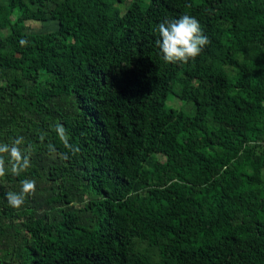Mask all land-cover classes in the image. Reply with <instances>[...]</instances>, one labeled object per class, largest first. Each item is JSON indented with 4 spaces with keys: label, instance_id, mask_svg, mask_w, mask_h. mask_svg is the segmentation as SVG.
Masks as SVG:
<instances>
[{
    "label": "trees",
    "instance_id": "1",
    "mask_svg": "<svg viewBox=\"0 0 264 264\" xmlns=\"http://www.w3.org/2000/svg\"><path fill=\"white\" fill-rule=\"evenodd\" d=\"M183 14L210 43L166 64L154 29ZM18 136L0 264H264V0H0V143Z\"/></svg>",
    "mask_w": 264,
    "mask_h": 264
},
{
    "label": "clouds",
    "instance_id": "2",
    "mask_svg": "<svg viewBox=\"0 0 264 264\" xmlns=\"http://www.w3.org/2000/svg\"><path fill=\"white\" fill-rule=\"evenodd\" d=\"M158 36L155 40L156 46L160 49L162 60L166 64H187L194 61L210 43L209 38L203 33L199 21L188 14L181 15L178 19L165 18L158 23L154 29ZM26 41H21V44ZM54 131L65 149L72 155H76L80 149L69 143L67 130L63 125L57 123ZM46 134H40L43 142ZM25 141L22 136L14 138L11 143H0V177L7 172L19 176L30 166V155L33 145L24 147ZM49 153L55 152L51 143L47 145ZM67 158V154H65ZM36 183L32 179L21 181L18 192L9 191L6 200L11 208L19 209L25 203L28 196L35 193Z\"/></svg>",
    "mask_w": 264,
    "mask_h": 264
},
{
    "label": "rangeland",
    "instance_id": "3",
    "mask_svg": "<svg viewBox=\"0 0 264 264\" xmlns=\"http://www.w3.org/2000/svg\"><path fill=\"white\" fill-rule=\"evenodd\" d=\"M25 26L28 31H33V32H38V31L42 32V31L50 30L54 27L51 24H45L43 26L39 22H35V21H27L25 23ZM167 105L173 108L182 109L184 111L190 112L188 106L181 104L176 98H173L169 102H167ZM159 160L162 161L161 158ZM2 187H4L6 190L9 189L7 182L0 180V188Z\"/></svg>",
    "mask_w": 264,
    "mask_h": 264
}]
</instances>
